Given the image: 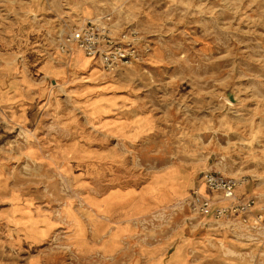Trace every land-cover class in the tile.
<instances>
[{
    "label": "crops",
    "instance_id": "crops-1",
    "mask_svg": "<svg viewBox=\"0 0 264 264\" xmlns=\"http://www.w3.org/2000/svg\"><path fill=\"white\" fill-rule=\"evenodd\" d=\"M127 4L149 23L165 5L161 0ZM95 12L86 8L82 16ZM40 24L44 30L56 26ZM3 31L0 203L6 190L14 192L12 202L0 209V219L18 251L31 253L63 238V247L77 254L80 264L91 255H116L111 264H224L194 261L205 235H197L193 221L185 219L187 231L179 216L176 229L148 235L140 229L142 219L191 195L198 172L179 148L184 130L177 105L149 100L155 77L147 63L122 68L109 78L105 93L98 59L79 49L67 57L24 22ZM63 88L77 92V107L63 98ZM29 136L31 143H26ZM17 139L14 153L24 152V161L13 171L6 164L7 143ZM29 162V167L23 164ZM0 254L2 260L6 248L1 240Z\"/></svg>",
    "mask_w": 264,
    "mask_h": 264
},
{
    "label": "rangeland",
    "instance_id": "rangeland-1",
    "mask_svg": "<svg viewBox=\"0 0 264 264\" xmlns=\"http://www.w3.org/2000/svg\"><path fill=\"white\" fill-rule=\"evenodd\" d=\"M127 1L0 0V38L6 26L24 22L57 48L59 34L91 19L105 25L118 43L136 46L143 59L113 72L101 66L102 91L110 90L109 78L122 68L146 62L145 68L155 77L149 100L167 107L177 105L182 114L184 131L179 148L198 168L193 192L199 188L206 195L213 194L203 187L201 177L221 173L236 179L238 204L254 201L246 211L230 210L217 220L195 212L192 192L182 202L142 219L140 229L145 235L176 229L179 216L185 231L189 230L186 219L195 223L193 229L198 236L205 235L192 254L194 261L264 264V0H161L165 5L151 23ZM86 8L95 9V14L83 17ZM42 22L56 26L44 30ZM63 89V98L77 107V92ZM17 140L7 143L6 164L13 171L24 161L20 159L24 152L19 156L14 153ZM30 140L29 136L26 143ZM5 192L0 209L12 202L13 189ZM5 226L0 219V229ZM62 229L66 235L67 229ZM2 230L0 240L6 254L0 264H29L31 259H37L38 264H80L78 255L63 247V238L44 243L31 253H21L9 231ZM102 260L104 264L117 261L116 255H91L84 262Z\"/></svg>",
    "mask_w": 264,
    "mask_h": 264
},
{
    "label": "built area",
    "instance_id": "built-area-1",
    "mask_svg": "<svg viewBox=\"0 0 264 264\" xmlns=\"http://www.w3.org/2000/svg\"><path fill=\"white\" fill-rule=\"evenodd\" d=\"M127 35H125L126 37ZM59 51L71 55L75 49L86 56L98 59L103 70L113 72L124 65H131L144 55L134 45H123L114 39L111 31L99 21L88 19L71 31L61 33L55 39ZM119 44V45H118ZM201 180L210 191L218 192L209 197L195 189L191 204L196 213L219 220L231 211H246L254 201L238 204L236 201L237 181L221 173H205Z\"/></svg>",
    "mask_w": 264,
    "mask_h": 264
},
{
    "label": "bare ground",
    "instance_id": "bare-ground-1",
    "mask_svg": "<svg viewBox=\"0 0 264 264\" xmlns=\"http://www.w3.org/2000/svg\"><path fill=\"white\" fill-rule=\"evenodd\" d=\"M204 187V186H203ZM211 193H213V194H209V195H216L218 192H216V191H211ZM186 198V197H185ZM185 198H182L180 201H178V203L179 202H182L183 200H185ZM0 256H1V254H0Z\"/></svg>",
    "mask_w": 264,
    "mask_h": 264
}]
</instances>
